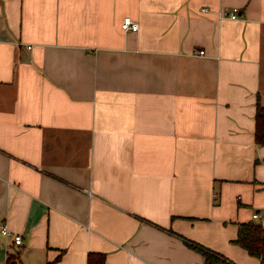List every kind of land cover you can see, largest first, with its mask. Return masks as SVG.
I'll return each instance as SVG.
<instances>
[{
    "label": "crops",
    "instance_id": "0c3cea01",
    "mask_svg": "<svg viewBox=\"0 0 264 264\" xmlns=\"http://www.w3.org/2000/svg\"><path fill=\"white\" fill-rule=\"evenodd\" d=\"M257 106L264 0H0V264H260Z\"/></svg>",
    "mask_w": 264,
    "mask_h": 264
},
{
    "label": "trees",
    "instance_id": "16d2710c",
    "mask_svg": "<svg viewBox=\"0 0 264 264\" xmlns=\"http://www.w3.org/2000/svg\"><path fill=\"white\" fill-rule=\"evenodd\" d=\"M255 143L264 146V108L257 106L255 113ZM185 245L204 258V264H234L221 255L196 243L184 240ZM234 244L244 249L249 256L259 259L264 264V226L254 223L238 225L237 238ZM12 257L8 258V264ZM87 264H106L103 254L88 255Z\"/></svg>",
    "mask_w": 264,
    "mask_h": 264
},
{
    "label": "built area",
    "instance_id": "2783aa9c",
    "mask_svg": "<svg viewBox=\"0 0 264 264\" xmlns=\"http://www.w3.org/2000/svg\"><path fill=\"white\" fill-rule=\"evenodd\" d=\"M206 10H203L205 12ZM221 17V16H220ZM222 17L230 18V19H237V11H231V12H226L222 14ZM121 28L125 33L129 32H138L139 31V24L137 22H134L130 19H125L122 24ZM196 56H204V51H198L195 53ZM253 219H259L258 215H254ZM0 232L4 236H10V232L8 231L6 226H2L0 229ZM13 242L15 245L20 246L22 245V237L20 235H15L13 237Z\"/></svg>",
    "mask_w": 264,
    "mask_h": 264
}]
</instances>
